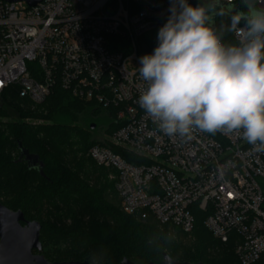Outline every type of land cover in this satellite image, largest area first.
<instances>
[{
  "label": "built area",
  "instance_id": "1",
  "mask_svg": "<svg viewBox=\"0 0 264 264\" xmlns=\"http://www.w3.org/2000/svg\"><path fill=\"white\" fill-rule=\"evenodd\" d=\"M222 3L247 11L241 0ZM169 6V0H44L31 8L0 0V102L16 88L34 109L61 87L113 112L112 144L93 147L89 156L114 171L109 178L123 211L184 234L202 212L215 239L236 242L240 264H264V152L237 134L169 137L139 107L147 86L140 57L155 48L145 37L166 23Z\"/></svg>",
  "mask_w": 264,
  "mask_h": 264
},
{
  "label": "trees",
  "instance_id": "2",
  "mask_svg": "<svg viewBox=\"0 0 264 264\" xmlns=\"http://www.w3.org/2000/svg\"><path fill=\"white\" fill-rule=\"evenodd\" d=\"M198 2L208 0L192 4ZM228 21V16H217L215 25ZM157 33L145 37L150 48L158 45ZM224 42L236 43L234 33L227 34ZM103 113L107 133H112L117 129L113 112L81 101L61 87L34 109L16 88L2 96L0 203L22 212L23 226L40 224V254L51 263L160 264L168 256L180 263L240 264L236 242L215 239L202 212H195L193 232L184 234L152 217L142 220L123 211L115 182L108 179L110 171L87 157L100 145L86 126L91 129L92 119H101ZM28 119L42 123L33 125Z\"/></svg>",
  "mask_w": 264,
  "mask_h": 264
},
{
  "label": "clouds",
  "instance_id": "3",
  "mask_svg": "<svg viewBox=\"0 0 264 264\" xmlns=\"http://www.w3.org/2000/svg\"><path fill=\"white\" fill-rule=\"evenodd\" d=\"M247 11L222 0L193 5L169 0L153 53L140 57L146 83L138 104L169 137L194 132L237 134L264 152V6L241 0ZM229 17L217 28L215 18ZM239 33L227 44V34Z\"/></svg>",
  "mask_w": 264,
  "mask_h": 264
},
{
  "label": "water",
  "instance_id": "4",
  "mask_svg": "<svg viewBox=\"0 0 264 264\" xmlns=\"http://www.w3.org/2000/svg\"><path fill=\"white\" fill-rule=\"evenodd\" d=\"M8 3H25L33 8L44 0H4ZM197 0H189L195 3ZM231 7V6H229ZM145 51L147 47H144ZM95 125L91 126L94 129ZM25 223L24 214L20 211L13 212L0 203V264H91L89 262H64L51 263L45 259L40 243L41 226L37 222ZM34 252L38 254L35 255ZM121 264H135L124 261ZM154 264V263H150ZM160 264H191L180 263L165 256Z\"/></svg>",
  "mask_w": 264,
  "mask_h": 264
},
{
  "label": "rangeland",
  "instance_id": "5",
  "mask_svg": "<svg viewBox=\"0 0 264 264\" xmlns=\"http://www.w3.org/2000/svg\"><path fill=\"white\" fill-rule=\"evenodd\" d=\"M230 9V8H229ZM153 33H151L150 35H152ZM149 35V36H150ZM106 114L107 113H103L102 115H101V117L103 118H101V119H92V121H91V124H95V128L94 129H90L89 128V125L87 124V126H86V130H88V131H90V133H91V136H92V140H95L96 141V143L97 144H99V145H103V146H110L112 143H111V141H109L108 139L112 136V134L114 133L113 131L115 130H113L112 131V133H107V126L105 125V120H104V118H106L107 119V116H106ZM27 123H30V124H40V123H42V121L40 120V121H38V120H36V119H28L27 120ZM107 124V123H106ZM114 128V127H113ZM90 152V151H89ZM89 152H88V154H87V157L89 158V159H91L90 158V156H89ZM110 171V174L111 173H114V171H112V170H109ZM110 176V175H109ZM108 176V177H109ZM109 180H110V178H108ZM261 186L263 187V189H264V182H261ZM94 264H98V263H94Z\"/></svg>",
  "mask_w": 264,
  "mask_h": 264
}]
</instances>
